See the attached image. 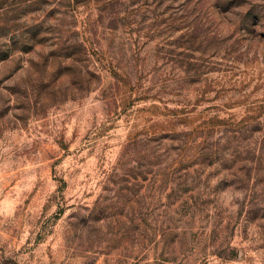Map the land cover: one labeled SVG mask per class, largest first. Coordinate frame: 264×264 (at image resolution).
Returning a JSON list of instances; mask_svg holds the SVG:
<instances>
[{
    "label": "rangeland",
    "instance_id": "374dc122",
    "mask_svg": "<svg viewBox=\"0 0 264 264\" xmlns=\"http://www.w3.org/2000/svg\"><path fill=\"white\" fill-rule=\"evenodd\" d=\"M0 264H264V0H0Z\"/></svg>",
    "mask_w": 264,
    "mask_h": 264
}]
</instances>
